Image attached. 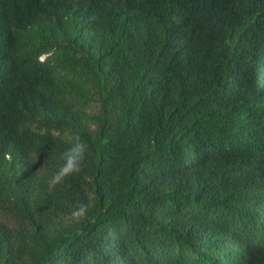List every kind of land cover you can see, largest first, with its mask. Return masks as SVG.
I'll return each mask as SVG.
<instances>
[{"label": "trees", "instance_id": "trees-1", "mask_svg": "<svg viewBox=\"0 0 264 264\" xmlns=\"http://www.w3.org/2000/svg\"><path fill=\"white\" fill-rule=\"evenodd\" d=\"M0 264H264V0H0Z\"/></svg>", "mask_w": 264, "mask_h": 264}, {"label": "clouds", "instance_id": "clouds-1", "mask_svg": "<svg viewBox=\"0 0 264 264\" xmlns=\"http://www.w3.org/2000/svg\"><path fill=\"white\" fill-rule=\"evenodd\" d=\"M78 147H79V148L81 149V151H82L84 146H83V145H79ZM53 182H54V181H53Z\"/></svg>", "mask_w": 264, "mask_h": 264}]
</instances>
